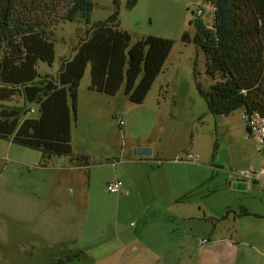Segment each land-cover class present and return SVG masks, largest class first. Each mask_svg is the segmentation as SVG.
<instances>
[{"label":"rangeland","instance_id":"374dc122","mask_svg":"<svg viewBox=\"0 0 264 264\" xmlns=\"http://www.w3.org/2000/svg\"><path fill=\"white\" fill-rule=\"evenodd\" d=\"M93 1L89 23L79 16L56 26V60L41 64L42 74L55 76L87 30L116 11L133 43L153 35L171 39L173 48L143 103L123 90L94 98L96 105L78 94L74 157L44 160L40 151L0 138V264H135L138 255L146 264H264L257 139L243 108L214 115L202 93L213 79L196 22L212 26L211 2L135 0L129 8L132 0ZM90 82L89 66L79 92L89 93ZM31 111L40 116L38 105ZM139 147L151 153L138 155ZM248 170L255 179L237 185ZM116 177L125 189L111 193L107 183ZM17 240L33 243L32 255L11 252L9 242Z\"/></svg>","mask_w":264,"mask_h":264},{"label":"trees","instance_id":"16d2710c","mask_svg":"<svg viewBox=\"0 0 264 264\" xmlns=\"http://www.w3.org/2000/svg\"><path fill=\"white\" fill-rule=\"evenodd\" d=\"M209 1L212 26L196 22V41L213 79L202 91L208 111L229 115L243 108L244 120L264 116V0ZM93 8V0H0V138L38 150L44 160L74 157L72 120L89 66V90L109 96L123 90L131 102H144L173 41L150 35L133 43L118 11L87 30L55 76L40 72L41 64L55 63L56 26L79 16L89 23ZM15 98L22 103L12 105ZM33 105L38 118L28 115ZM81 158L88 166V157Z\"/></svg>","mask_w":264,"mask_h":264},{"label":"built area","instance_id":"2783aa9c","mask_svg":"<svg viewBox=\"0 0 264 264\" xmlns=\"http://www.w3.org/2000/svg\"><path fill=\"white\" fill-rule=\"evenodd\" d=\"M245 120L250 130L251 137L257 139L258 151L261 154L262 159L264 161V116H261L260 114L256 113L248 118L246 117ZM119 123L120 125H123L125 123L124 119L121 118L119 120ZM189 157L193 158L192 155H190ZM240 176L244 180L255 179L254 177L255 173L251 170L242 173V175ZM258 177L261 179V184L264 188V167L261 170L260 175ZM123 185L124 183L121 179H114L107 183V190L111 193H119L120 191L123 190Z\"/></svg>","mask_w":264,"mask_h":264},{"label":"crops","instance_id":"0c3cea01","mask_svg":"<svg viewBox=\"0 0 264 264\" xmlns=\"http://www.w3.org/2000/svg\"><path fill=\"white\" fill-rule=\"evenodd\" d=\"M89 85H90V83L85 85V88H86L85 90H86V92L88 91L89 93H85L81 89V91L79 92V96L83 94V96L86 97V103H89L90 105H96L98 102L94 98H104L102 96L103 93H99V92H95V91L89 90ZM96 94H99V95H96ZM136 153H137V150H136ZM75 168H78V167H76L74 165L68 167V169H75ZM114 179H121V178L116 177ZM114 179H112V180H114ZM237 181H238V183H245L247 180H244L241 177L239 178V176H238L237 177ZM123 183H124V181H123ZM124 189H125V187H123V191H124ZM73 221H74L73 212H71L70 214L68 212L66 220H64V223H66V225H70V224H73ZM9 243L10 244H9L8 247H10L11 252H15L17 250V248H18L20 254L23 255V256L25 254V257L32 255L33 249H35L33 243H31V242H26V243L21 242L20 243V240H17V241H11ZM16 243H18V244H16ZM43 248H44V250L46 249L45 247H43ZM155 252L156 251H154V254H156ZM136 260L137 261L135 262V264H146V261H144V257H142L141 255H138L136 257Z\"/></svg>","mask_w":264,"mask_h":264},{"label":"water","instance_id":"95a60500","mask_svg":"<svg viewBox=\"0 0 264 264\" xmlns=\"http://www.w3.org/2000/svg\"><path fill=\"white\" fill-rule=\"evenodd\" d=\"M135 3V0H132L129 2V8H131ZM151 153V149L148 148V147H139L137 149V154L138 155H146V154H149ZM237 185H240V186H243L244 188L247 187V184L246 183H237Z\"/></svg>","mask_w":264,"mask_h":264}]
</instances>
